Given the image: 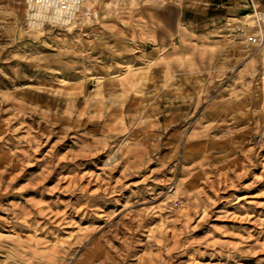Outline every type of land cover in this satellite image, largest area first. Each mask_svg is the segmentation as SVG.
<instances>
[{"label":"rangeland","instance_id":"374dc122","mask_svg":"<svg viewBox=\"0 0 264 264\" xmlns=\"http://www.w3.org/2000/svg\"><path fill=\"white\" fill-rule=\"evenodd\" d=\"M108 1L31 27L0 0V264H264V78L260 124L122 114L85 44Z\"/></svg>","mask_w":264,"mask_h":264},{"label":"crops","instance_id":"0c3cea01","mask_svg":"<svg viewBox=\"0 0 264 264\" xmlns=\"http://www.w3.org/2000/svg\"><path fill=\"white\" fill-rule=\"evenodd\" d=\"M109 2L110 9L85 28V44L95 50V65H106L111 81L116 79L112 107L137 121L150 114L158 121L163 114L173 117L181 131L182 123L196 126L199 113L229 99L245 109L246 122L261 123L264 46L248 45L247 34H256L248 19L264 9V0ZM240 25L245 32L234 33ZM135 98L147 102L146 109L136 108Z\"/></svg>","mask_w":264,"mask_h":264},{"label":"built area","instance_id":"2783aa9c","mask_svg":"<svg viewBox=\"0 0 264 264\" xmlns=\"http://www.w3.org/2000/svg\"><path fill=\"white\" fill-rule=\"evenodd\" d=\"M86 0H45L53 5L52 8L42 10L36 5V0H23L25 5V17L27 24L31 27L45 26H69L73 24L84 11ZM72 5L70 12L60 13L65 5ZM39 13V16H38ZM252 18L256 22V34H247L248 45L258 47L264 46V9L254 11ZM249 26V24H245ZM245 32L244 26L240 25L234 28V33Z\"/></svg>","mask_w":264,"mask_h":264},{"label":"clouds","instance_id":"9594fccd","mask_svg":"<svg viewBox=\"0 0 264 264\" xmlns=\"http://www.w3.org/2000/svg\"><path fill=\"white\" fill-rule=\"evenodd\" d=\"M36 5H38L42 10H47L53 7L51 3L45 2V0H36ZM72 8V5H65V7L61 10H59L60 13L63 12H70V9ZM39 16V13H38Z\"/></svg>","mask_w":264,"mask_h":264}]
</instances>
